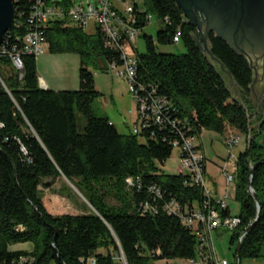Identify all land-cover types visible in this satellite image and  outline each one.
I'll return each mask as SVG.
<instances>
[{
    "label": "trees",
    "instance_id": "1",
    "mask_svg": "<svg viewBox=\"0 0 264 264\" xmlns=\"http://www.w3.org/2000/svg\"><path fill=\"white\" fill-rule=\"evenodd\" d=\"M44 1L65 9L76 3ZM131 1L137 39L149 12L159 23L155 40L142 37L144 53L136 52L135 43L131 47L138 97L144 103L136 135L119 134L107 118L93 113L101 95L88 67L98 60L106 63L104 71L123 65L120 53L105 46L100 29L87 34L65 20L40 27L50 53H73L80 60L78 90H42L36 58L22 51L34 3L14 0L16 20L0 50L19 52L23 77L18 79L7 54L0 56V264H145L144 255L195 260L199 241L185 220L201 206L202 191L188 175H164L156 163L163 165L171 157L174 143L195 139L203 131L223 140L247 139L235 164L241 226L231 234V245L236 246L256 218V205L246 188L250 165L264 158V125L258 133L264 105L252 129L255 100L248 61L210 33L211 54L229 73L233 94L223 74L197 49L192 39L196 29L186 23L173 0H142L145 9L139 0ZM176 30L181 31L179 44L185 53L157 52L158 46L173 44ZM61 178L77 189L90 209L60 216L46 210L39 188H50L45 181ZM251 185L261 216L242 241L240 261L259 258L264 247V162L254 169ZM109 198L116 204H108ZM221 214L230 216L228 208ZM18 244L31 248L16 250Z\"/></svg>",
    "mask_w": 264,
    "mask_h": 264
},
{
    "label": "rangeland",
    "instance_id": "2",
    "mask_svg": "<svg viewBox=\"0 0 264 264\" xmlns=\"http://www.w3.org/2000/svg\"><path fill=\"white\" fill-rule=\"evenodd\" d=\"M75 1L85 3L87 0ZM114 4L118 8H121L120 4L115 3V0ZM139 6L144 8L142 0H139ZM158 28L159 23L156 16L149 12L148 23L144 28L141 37L137 39L134 44L136 52L139 54L144 53L145 49L142 37L147 36L155 40ZM85 32L89 34L91 28L85 30ZM157 52L166 54H183L185 53V50L180 43L177 45L170 44L158 46ZM205 55L210 60L206 53ZM257 55L258 53L254 55L253 60L256 59ZM210 62L213 63L211 60ZM213 64L226 78L230 90L235 94V89L229 77L217 64ZM105 65L106 63L104 61L98 60L88 67L90 73L94 77L96 90L101 95L92 106L93 113L97 117H105L113 122L119 134L129 135L137 122L138 107L130 94L129 84L119 76L121 68L114 70L109 69L107 72L103 69V66ZM36 67L39 84L43 81L49 90H78V71L80 68V61L77 55L73 53H50L48 45H46L44 47V53L36 57ZM40 79L42 81H40ZM255 94L259 101V98L261 97L260 88L255 90ZM252 107L254 110L252 111L250 124L253 129L257 127V120L259 118L256 101L253 102ZM138 140L141 142L140 138H138ZM261 142L264 144V135L261 137ZM196 143L198 145L200 143L202 144L204 155L207 160V162L205 161V166L207 170L206 174L209 178H206V187L210 189L215 188L221 197L225 198L231 214L233 216H239L240 204L235 199V184L232 183L229 186L226 185L225 174L223 171L225 170L226 173L233 176L234 167L227 161L228 151L224 146L221 137L214 132L203 131L199 138L196 139ZM246 148L247 139L242 137L239 145L233 148L232 153L235 157H238V155L243 153ZM156 166L164 175H177L178 169L180 168V160L178 158L177 150L174 149L172 151L171 157L163 165L156 163ZM47 184L51 185V187L45 188L42 186L39 188V191L42 203L51 215H76L84 213L86 209H90L89 204L82 195L65 179L61 178L55 181L47 180L44 182V185ZM107 202L110 205L116 204L112 198H109ZM230 237V233L215 232L213 234L214 250L219 261L224 260L229 264H234L235 246L231 245ZM30 248L31 246L29 244H18L16 246V250H27ZM263 252L264 249L259 258H242L240 264H264ZM144 257L147 258L145 264H188V262L183 260L165 261L149 259L147 255H144Z\"/></svg>",
    "mask_w": 264,
    "mask_h": 264
},
{
    "label": "built area",
    "instance_id": "3",
    "mask_svg": "<svg viewBox=\"0 0 264 264\" xmlns=\"http://www.w3.org/2000/svg\"><path fill=\"white\" fill-rule=\"evenodd\" d=\"M34 7L28 19V29L23 39L22 51L35 58L44 53V41L40 32V27L49 21H68L69 24L83 30L91 26L100 29L105 38V46L117 50L122 60L119 76L129 84L130 94L136 102L138 113H143L144 103L138 97V89L135 84L136 62L131 54V47L137 40L140 32L134 28L136 18L133 15L134 6L131 0H115L120 4L118 8L114 0H88L85 3H73L68 9L59 5H46L44 0H30ZM16 20V19H15ZM14 20V21H15ZM14 25V22H13ZM181 31L176 30L173 44H179ZM10 60L11 67L17 73L18 79L23 77V63L18 51L13 49L6 52L5 48L0 50V56L6 55ZM109 69H117L110 66ZM139 129L135 125L132 133L138 134ZM249 139V138H248ZM241 137L228 136L223 140L227 149V161L235 165L237 157L232 150L238 146ZM173 149L177 150L180 160L179 173L190 177L191 183L198 186L203 195L201 206L195 209L185 220L188 229L196 236L199 241L197 258L187 261L188 264H229L227 261H219L214 250L213 234L215 232L235 233L241 226V220L234 216H222L226 211L227 204L223 197H213L205 185V160L197 150L194 138L182 139V143H174ZM252 168V165H250ZM225 180L227 186L233 183L234 177L226 173ZM128 185H132L128 181ZM242 234V233H241Z\"/></svg>",
    "mask_w": 264,
    "mask_h": 264
},
{
    "label": "water",
    "instance_id": "4",
    "mask_svg": "<svg viewBox=\"0 0 264 264\" xmlns=\"http://www.w3.org/2000/svg\"><path fill=\"white\" fill-rule=\"evenodd\" d=\"M173 1L186 23L196 29V36H192V39L197 49L204 55L206 53L210 60L217 64L230 79L231 77L225 71L223 65L211 54L208 41L210 33L226 42L232 51L245 58L250 68L254 70L252 66L253 57L260 53L262 47H264V0ZM14 20V0H0V45L5 34L12 29ZM253 86L254 81L250 88L252 89ZM263 162L264 158L251 168L248 175L246 191L253 199L257 213L255 220L244 230L236 243L234 264H240L242 241L257 224L261 216L260 204L252 188L251 180L254 169Z\"/></svg>",
    "mask_w": 264,
    "mask_h": 264
},
{
    "label": "flooded vegetation",
    "instance_id": "5",
    "mask_svg": "<svg viewBox=\"0 0 264 264\" xmlns=\"http://www.w3.org/2000/svg\"><path fill=\"white\" fill-rule=\"evenodd\" d=\"M252 66L253 69V81H254V86L251 89L252 92V96L254 98V100L256 101V105L258 108V112L261 110V108L263 109V105H264V47H262L260 53H258L257 57L255 60L252 61ZM257 88H260L261 90V97L259 98L258 101V97L255 94V90ZM264 121V119H263ZM262 123L258 126V133L260 134L261 132V127L264 125V123Z\"/></svg>",
    "mask_w": 264,
    "mask_h": 264
},
{
    "label": "crops",
    "instance_id": "6",
    "mask_svg": "<svg viewBox=\"0 0 264 264\" xmlns=\"http://www.w3.org/2000/svg\"><path fill=\"white\" fill-rule=\"evenodd\" d=\"M88 1V0H87ZM86 1V2H87ZM91 28V32L89 33V34H93L94 33V31H95V28L96 27H94V26H91L90 27ZM89 28V29H90ZM46 46V45H45ZM80 61V60H79ZM106 68V66H103V69H105ZM108 70L109 69H107V70H105V71H107L108 72ZM40 81H42L41 79H40ZM40 88H42V89H47V90H49L46 86H45V84L43 83V81L42 82H40ZM53 91H55V90H53ZM56 91H61V90H56ZM108 119V118H107ZM109 120V119H108ZM109 122L112 124V125H114V123L113 122H111L110 120H109ZM115 126V125H114ZM197 138H199V137H197ZM197 138H195V145L199 148V152H200V154L204 157V160L207 162V160H206V158H205V155H204V149H203V146H202V144L200 143L199 145L196 143V139ZM221 140H222V142H223V139L221 138ZM232 165V164H231ZM233 167H234V175H233V177H234V181H233V183L235 184V165H233ZM204 168H205V176H204V178H205V182H206V178H209L208 177V175L206 174V166L204 165ZM227 185V184H226ZM207 189L210 191V193H211V195L213 196V197H221V195L216 191V189L215 188H213V189H210V188H208L207 187ZM226 204H227V202H226ZM227 207H228V213H229V215L230 216H233L232 214H231V212H230V209H229V206H228V204H227ZM234 217H237V216H234ZM263 249H264V247H263ZM263 249H262V251H263ZM262 253V252H261ZM263 254H264V252H263Z\"/></svg>",
    "mask_w": 264,
    "mask_h": 264
}]
</instances>
